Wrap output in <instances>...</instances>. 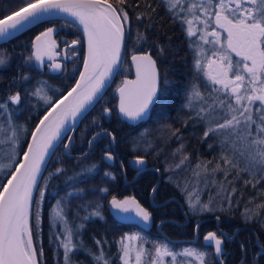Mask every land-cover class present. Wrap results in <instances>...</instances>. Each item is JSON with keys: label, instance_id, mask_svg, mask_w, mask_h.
Masks as SVG:
<instances>
[{"label": "snow or ice", "instance_id": "1", "mask_svg": "<svg viewBox=\"0 0 264 264\" xmlns=\"http://www.w3.org/2000/svg\"><path fill=\"white\" fill-rule=\"evenodd\" d=\"M119 2L124 3L125 0ZM164 3L175 19L187 25L186 35L189 38L196 37V40L190 39V47L195 53L193 67L197 74L202 73L207 79L210 91L205 95L200 91V85L193 82L187 91L184 107L192 109L198 105L196 116L208 125L204 136L212 133L221 137L220 161L223 162V167L217 162L216 168L211 171L208 164L212 161L197 162L195 167L191 168L192 176L196 178L195 183L186 178L183 187L178 181L175 182V186L185 193L191 211L211 212L214 211L212 198L204 202L200 197L198 185L201 181L207 187L209 177L217 171H225L227 167L245 171L253 177L259 175L264 178V0H164ZM58 13H66L73 18V22H78L82 27L87 42V55L83 60L84 70L80 72L75 86L66 94L61 93L58 98H54L55 92L53 95L48 94L50 89L46 82H39L23 95L20 91H8L0 98V115L8 117L7 131L11 132V136L6 135L3 125H0V132H5L6 140H10L13 145L12 151L5 154L7 162L0 163V173L7 178L6 183H0V264H37L36 250L33 247V229L29 226V218L32 206L35 205L36 210L31 212V215L35 220L34 227L38 231L39 200H34L33 190L38 188V177L41 176L42 167L53 157L63 164V160L57 156L59 147L64 149L62 155L65 158H72L75 138L74 135L67 133H74L76 122L82 121L89 108L103 98L106 83L121 66V54L125 46V23L129 17L124 9L113 7L108 0H24L18 10L0 18V40L8 41L28 25L38 22L45 16ZM201 14L202 27L193 30V22L201 21ZM209 28L211 31H208ZM55 31L53 27H48L35 36L31 54L23 59L20 81L30 80L25 72L33 70L31 68L33 60L43 65L45 55L49 60L52 59L51 50L56 47V42L51 37ZM141 39L145 37L138 34V41ZM79 43V39L71 41L72 46ZM204 45H209L210 48H205ZM159 50L161 54L164 51L162 47ZM233 53L239 59L233 60ZM131 60L135 65L136 79L124 80L118 86L117 92L120 116L134 124L150 118L152 109L157 105L161 110L158 114H165L163 109L172 101L169 99L168 90L161 87L157 61L153 56L150 53H134ZM8 64L9 58L6 54H0V68H6ZM50 67L53 71L61 70L59 64ZM164 83L166 84V81ZM215 85H221L222 88H216ZM213 93L217 95L213 96ZM32 97L42 101L46 107L43 116L30 132L31 142L27 144V149L22 151V158L17 159V156L21 155L17 150L19 148L17 129H22L23 126L13 125L11 114ZM111 112V108L103 107L104 115L110 116ZM92 124L98 126L100 130L94 132L88 140L89 150L99 139L108 138L109 144L104 150L103 158L110 163L114 162L117 158L113 154L116 136L103 128L95 118ZM4 142V139H0V143ZM183 147L181 145L176 152H181ZM226 152H231V155L225 154ZM88 154L89 152H82L76 159H84ZM128 163L137 175L146 170L144 157H134ZM187 163L189 157L183 155L170 170H178ZM121 168H124L123 161ZM65 172L66 169L63 167H56L54 173H49V178ZM97 172L98 166L95 163L85 164L81 166L80 173L68 179L86 182ZM104 176L111 180L116 179L111 172H105ZM169 180L171 182L172 178L169 177ZM256 182L259 183V180ZM108 191V188L100 189L102 193ZM151 191L155 195L158 186H153ZM43 195V190H40V197L43 198ZM73 195L76 193H68V196ZM110 205L114 210L122 213L134 212L142 221H150L151 213L133 197L119 200L112 196ZM99 208L100 205H97L96 209L83 219L87 220L91 216L103 219ZM257 208L264 209V204L258 205ZM220 210L223 211V208ZM255 214L257 213L254 210L246 209L242 215L247 223ZM66 215V204L58 200L57 206L53 209L52 219L63 225L62 232L57 238L60 240L59 246L64 249V264H72L71 255L75 251L83 250L82 240L79 242L75 240L80 237L84 225L81 223L73 227L66 219ZM216 219L219 220V217ZM239 231L236 229L234 235ZM223 237L225 233L221 231L220 237L216 232H208L204 238L208 243L214 241L217 264H225L222 258L225 255L222 247ZM125 239H140L141 245L134 249L124 243ZM95 243L100 245L101 241L96 240ZM120 244L122 253L120 260L123 264H130L129 258L133 251L135 264H144V257L149 258L147 264H165V256L173 258L171 264H177L175 260L177 255H195L200 264H207L205 259L207 253L190 249L174 253L167 245H158L153 254L144 249L143 238L136 235L123 237ZM260 247L264 248V244ZM91 255L94 264H111L102 248L98 254ZM180 264L184 262L181 261Z\"/></svg>", "mask_w": 264, "mask_h": 264}, {"label": "trees", "instance_id": "2", "mask_svg": "<svg viewBox=\"0 0 264 264\" xmlns=\"http://www.w3.org/2000/svg\"><path fill=\"white\" fill-rule=\"evenodd\" d=\"M108 1L115 5L114 0ZM23 2L24 0H0V18L17 10ZM48 27L56 29L51 37L52 40H55L56 46L65 47L63 51L67 58L62 61L61 70L38 71L32 62L33 70L25 72L30 80L20 81L21 65L23 59L31 54L32 40ZM75 39H79L80 43L72 46L71 41ZM0 54H6L9 58L8 66L0 68V98H3L8 91H20L23 95L31 91L39 81L46 82L50 89L48 94L53 95L55 92L54 98H58L61 93L71 87L78 75L84 58V40L81 30L73 21L59 17L49 18L25 29L8 41L1 42ZM55 54L56 51H53V55ZM125 60L127 59H121L120 69L103 93V98L86 113L75 132L72 133L75 138L72 158H65L62 155L64 149L59 147L57 156L63 160V164L53 157L45 166L38 181V188H35L33 194L34 200H39L40 224L38 231L34 227L35 220L31 215V212L36 210L35 205L32 206L29 218V226L33 229V247L36 250L37 264H62L63 248L59 246L60 240L57 238L61 231L58 225H54L50 221L51 210L58 200L66 204V219L73 227L81 223L84 225L80 237L75 240V242L82 240L83 250L75 251L71 255L72 264H94L91 253L98 254L101 248L111 264H121L120 241L123 238L122 234L125 231L131 232L134 228L139 230L143 236L164 240L174 246L188 244L198 247L208 253L207 264L217 263L214 260L211 247L203 242V237L211 231L216 232L220 237V232L223 231L225 237L222 238L224 240L222 246L226 253L225 264H242V262L243 264H264V248L260 247L264 244V209L257 208L258 205L264 204V179H257L259 180L257 183V180L253 178L248 180L251 183H245L243 182L247 180L245 177L236 179L228 175L225 182L232 190L235 189L229 202L227 190H223L218 195H223L222 199L220 200V197L217 196L218 200L213 205L214 211L196 213L191 211L183 197V191L175 186V182L184 174H189L191 168H194L192 166L197 162L211 161V152L216 150V138L211 133L207 137L204 136L208 125L206 123L204 125L200 119L197 142L194 145L186 139L178 141L176 127H166L165 129L160 125L159 119L174 120L178 118L181 120L179 116L172 117L173 111L171 113V110H174L177 115L180 114V110L177 111L176 106L186 102L184 88L182 94L170 95L173 98L170 103L173 108L168 107L167 110H170V117L158 114L161 111L159 107L154 110L158 117V122L155 124L141 123L131 126L124 122L126 120L120 121L115 113L114 91L117 86L118 74L121 72ZM157 60L162 72L172 75L181 74L182 76L178 79L183 82L190 79L189 74L196 73L192 59ZM14 78L15 83L13 84ZM203 90L204 88L200 86V91L203 92ZM36 107L38 108L36 109ZM45 107L46 105L42 101L32 97L27 100L24 106L11 114L21 121L27 130L19 147L21 153L30 132L44 113ZM103 107L112 109L110 116L103 114ZM94 118L103 128L113 132L116 136V143L113 147L117 154V160L113 164L103 158L104 150L109 144L108 138H101L91 150L88 148V140L94 132L100 130L98 126L92 124ZM181 145L184 146L182 151L176 152ZM82 152H89V154L84 159H76L81 156ZM183 155L189 157V163L182 166L180 170H170ZM137 156L145 158L146 170L142 174L134 176V174H130L133 168L129 166L128 162ZM19 158L20 155L17 156V159ZM121 161L124 164L123 169ZM90 163H95L98 166V172L93 174V178H89L86 182L68 179V177L80 173L82 165ZM213 163L208 164V169L215 167L216 164ZM56 167H63L66 172L49 178V173H54ZM155 169H159V171H155ZM105 172L113 173L116 179L111 180L105 177ZM169 177L172 178L171 182ZM124 179L129 181L134 179V181L129 183ZM6 180L7 178L3 174L0 175V183H5ZM153 186H158L155 195L151 191ZM102 188H108L109 191L102 193L100 192ZM40 190L44 192L43 198L40 197ZM69 192H75L76 195L68 196ZM112 196H116L119 200L128 196L135 197L151 213V228L144 230L135 224L116 221L109 210ZM97 205H100L99 210L103 219L96 216H91L87 220L83 219L92 213ZM221 208L223 211L220 210ZM246 209L254 210L257 213L247 223L242 215ZM216 217H219V220ZM197 224H199L198 229ZM236 229L240 231L234 235ZM193 238L196 240L193 241ZM96 240L101 241L100 245L95 243Z\"/></svg>", "mask_w": 264, "mask_h": 264}, {"label": "flooded vegetation", "instance_id": "3", "mask_svg": "<svg viewBox=\"0 0 264 264\" xmlns=\"http://www.w3.org/2000/svg\"><path fill=\"white\" fill-rule=\"evenodd\" d=\"M115 8L117 9H124L128 14V21L125 23V46L122 50L121 59H127L123 63V67L121 72L118 74L119 77L117 78V86L114 91V95L116 98L115 104V113L120 119V121L124 120L120 114L117 112V102L118 96L116 95V91L118 86L122 84L124 80L132 79L133 78V65L130 62L131 56L136 54H143V53H150L153 56V59L157 61V67L159 70V74L161 77V87H165L169 92V99L172 100V94L183 93L184 91L187 94L189 90V86L195 82L198 83L201 88H204L203 93L206 94L210 91L208 87L209 82L203 76V74H189V78L186 82L179 80L178 77H181V74L172 75L168 72H162L161 66L158 65L157 59H192L194 62V50L190 47V39L196 40V37L189 38L186 35L185 29L187 28L186 24H182L180 20L175 19L173 15L167 10L164 0H125L124 3H120L119 0H114ZM183 15V13H182ZM139 17V18H138ZM191 19V17H189ZM202 20L203 15L201 14V21H194L193 22V30L202 27ZM214 26V25H213ZM219 31V29H217ZM211 31V28L208 29ZM138 34H143L145 39H141L138 41ZM211 39V37H209ZM127 42V43H126ZM202 43V42H201ZM127 45V46H126ZM127 47V48H126ZM163 48L164 51L161 54L160 48ZM205 48H210L209 45H204ZM65 47L60 48L59 46L54 47L52 50L56 51V54L53 55L52 59L45 62L43 64V72H54L50 65H55V62H59L62 68V61L66 60L67 56L63 50ZM219 48V45H217ZM75 53V52H74ZM211 55V53H208ZM233 60L239 59L236 57L235 54H232ZM55 57V58H54ZM62 58V59H59ZM120 69V68H119ZM60 71V70H58ZM164 71V69H163ZM117 73V72H116ZM170 74V75H169ZM168 75V76H167ZM166 81V84L164 83ZM216 88H222L221 85H215ZM217 95V93H213V96ZM178 101L177 99L175 100ZM186 103V102H185ZM184 104H178L177 111L180 110V114L174 113L173 111L172 117L179 116L181 120L174 119V120H161L160 125L163 127H176V138L178 141H182L183 139L189 140V142L194 145L197 142V134H198V126H199V118L196 116V111L198 109V105L192 109L184 107ZM258 103V102H257ZM160 106L157 105L156 108L152 109L150 118L140 121L137 123L127 122L131 126L139 125L141 123H146V125L155 124L158 122L157 113H154L157 108ZM173 105L169 104L166 108L163 109V116L170 117L169 108ZM162 115V114H161ZM205 125V123H204ZM114 156L117 154L114 151ZM117 160V158H116ZM115 162V161H114ZM114 162H109L113 164ZM131 167V166H130ZM132 168V167H131ZM130 174H134L136 176V171L132 169ZM124 176L125 173H124ZM126 182H133L132 180H126Z\"/></svg>", "mask_w": 264, "mask_h": 264}, {"label": "rangeland", "instance_id": "4", "mask_svg": "<svg viewBox=\"0 0 264 264\" xmlns=\"http://www.w3.org/2000/svg\"><path fill=\"white\" fill-rule=\"evenodd\" d=\"M55 64H59L60 65L59 62H55ZM39 82H42V81H39ZM37 108L38 107H36V109ZM7 119H8V117L6 115H0V125L4 126V128L6 130V135L7 136H11V132L7 131V129H8V125L6 123ZM11 121H12L13 125L23 126L22 129L21 128L17 129V134L19 136V147H20L21 141H22V139L24 137V134H25V131L23 130V129H25V127H24V125L22 124L21 121L16 119V117L11 116ZM212 135H213V137L216 138V140H215L216 141V147H215L216 150L211 152V161H212V163L214 161V163L216 165H217V162H219L221 164V166L223 167V162L220 161V156H221V153H222V147H221V143H220L221 137L218 136V135H214V134H212ZM0 139H4L5 140L4 143H0V163H6L7 162V156L5 154H8V153H10L12 151L13 145L11 144L10 140H6L5 132H0ZM17 150L19 151V148ZM225 154L231 155V152H226ZM216 165H215L214 168H216ZM192 167H195V165L192 166ZM214 168H211V169H214ZM242 168H243V160L240 161V169H242ZM211 169H209V171H211ZM178 170H180V169H178ZM225 171H227V176L231 175L233 178H236V179H238V178L241 179V177H245L247 180H245L243 182H246L249 179L252 180L253 178L256 179V180L257 179H260V180L264 179V178H261L259 175L256 176V177L250 176L247 172L241 171V170L236 169V168L227 167V168H225ZM225 171H217L214 175L210 176L209 180H208V183H207V187H205V184H204L203 181H201L199 183L198 187L200 189V197H201L202 201L207 202L209 200V198L211 197L212 200H213V205H214L216 203V200H218V197H220V200L222 199L223 195H221V196H218V195H220L223 190L224 191L227 190L228 202L231 200L234 191L232 190V188L228 187L227 182H225V178L227 177V176H225ZM0 175H2V173H0ZM186 178L190 179L193 183H195L196 178L192 176V172L190 171L189 174L186 173L179 180L177 179V181L180 183L181 187L184 186V184L186 182ZM213 181H215V182L213 183ZM182 193H183V197H184V199L186 201V204L188 205L187 197H186L184 192H182ZM56 206H57V203H55L53 205V208L51 210V216H50L51 219H50V221L54 225H58L60 231L62 232L63 225L58 220L54 221L52 219L53 209ZM122 235H123V237L136 235V236H138L140 238H143V247H144V249L149 250L153 254H154V251H155V247L158 246V245H167V247L171 251H173L174 253H182L185 249L194 250L196 252H205V253H207L206 251H203L200 248L192 246V245L184 244V245L174 246V245H171L169 242L164 241V240H159V239L155 240V239H152L150 237L143 236L141 234V232L139 230H137L136 228H134L131 232L130 231H125L124 234H122ZM192 240L195 241L196 239L193 238ZM124 243L130 245L134 249H137L141 245V240L140 239H136V240L125 239ZM207 245H209V244H207ZM209 246L212 249V246L211 245H209ZM63 252H64V249H63ZM212 253H213V250H212ZM121 254L122 253L120 252V255ZM129 259H130V264H135V251H133L131 253ZM148 259H149L148 257H144V264H147ZM172 259L173 258L170 257V256H165L164 257L165 264H171ZM205 259H206L207 262L209 261L208 253H207ZM175 260H176L177 264H180L181 261H183L184 264H200V261L196 258L195 255H193V256L177 255L175 257ZM120 262H121V264H123V262L121 260H120ZM62 264H64V256H63V254H62Z\"/></svg>", "mask_w": 264, "mask_h": 264}, {"label": "water", "instance_id": "5", "mask_svg": "<svg viewBox=\"0 0 264 264\" xmlns=\"http://www.w3.org/2000/svg\"><path fill=\"white\" fill-rule=\"evenodd\" d=\"M108 2L111 3L110 1H108ZM111 4H112V3H111ZM112 5H113V4H112ZM113 7H115V6L113 5ZM18 9H19V8H18ZM18 9H17V10H18ZM15 11H16V10H15ZM11 13H12V12H11ZM11 13H9V14H7V15H11ZM5 16H6V15H5ZM5 16H3V17H1V18H4ZM56 17H59V18H66V19H69V20L73 21V18L70 17V16H68L66 13H58V14H56V15L45 16L43 19L39 20V21L36 22V23H39L40 21H43V20H45V19L56 18ZM36 23H34V24H36ZM74 23L79 27V29H80L81 32H82V36H83V40H84V57H85V56L87 55V42H86V38L84 37L83 31H82V27L78 24V22H74ZM34 24H30V25H28L27 27H25L24 29H22L20 32H22V31H24L25 29H27V28L33 26ZM20 32H17L15 35H17V34L20 33ZM42 32H43V31H42ZM37 35H38V34H37ZM34 40H35V37H34V39L32 40V44H33ZM1 42H4V40H0V43H1ZM51 53H52V57H53V51H52V50H51ZM121 55H122V54H121ZM83 60H84V58H83ZM47 61H49V57H48L47 55H45V56H44V63L47 62ZM32 62H33L34 67H35L38 71H43V69H44L43 65H39L38 62H36L35 60H33ZM130 62H131V64H132L133 67H134V69H133V75H134V76H133L132 79H128V80H135V79H136V69H135V65L133 64V62H132L131 59H130ZM44 63H43V64H44ZM83 70H84V69H83V62H82L81 67H80L79 72H78V75H77V77H76L74 83L71 85L70 88H68V89L64 92L65 94H66L67 91H69L73 86H75L76 81L79 79L80 72L83 71ZM115 74H116V73H114V75L112 76V78L106 83V86H105V88L103 89V93L105 92V90L108 88V86H109L110 83L112 82V80H113ZM103 93H102V95H103ZM116 95L118 96L117 112L119 113V111H118L119 93H118L117 91H116ZM94 105H95V104H94ZM92 107H93V106H91V107L89 108V110H90ZM89 110H88V111H89ZM88 111H87V112H88ZM43 114H44V113H43ZM43 114L40 116V118L43 116ZM40 118H39V119H40ZM39 119H38V121L36 122V124L39 122ZM79 122H80V121H77V122H76L75 129H76V127L78 126ZM36 124H35V125H36ZM34 128H35V126L33 127L32 130H34ZM67 135H72V132L67 133ZM29 142H31V135H29V137H28V139H27V142H26L25 147H24L23 150H26V149H27V144H28ZM21 158H22V153H21L19 159H21ZM46 165H47V164H45V165L42 167L41 175H42L43 170H44V168H45ZM40 177H41V176H40ZM40 177H38V181H39ZM6 182H7V180H6ZM6 182H5V183H6ZM34 191H35V189L33 190V194H34ZM128 197H133V196H128ZM133 198H135V197H133ZM124 199H125V198H124ZM135 200H136V198H135ZM136 201H137V200H136ZM140 205H141L142 207H144L141 203H140ZM144 208H145V207H144ZM145 209H146V208H145ZM109 210H110V213H111V215L113 216V218L116 219V221H118V222H120V223H125V224H135V225H138L140 228H142V229H144V230H149V229L151 228V226H152V218H150V221H149V222H144V221L141 220L140 217H137V216L135 215L134 212H132V213H122V212H120L119 210H114V209H112V207H111V205H110V202H109ZM126 217H127V218H126ZM211 232H213V231H211ZM206 235H207V234H206ZM206 235H205V236H206ZM205 236L203 237V242H204L205 244H209V245L212 246L213 257H214L215 261L217 262V259H216V257H215L214 241H212V242H210V243L206 242L205 239H204ZM222 247H223V246H222ZM223 248H224V247H223ZM224 250H225V248H224ZM222 258H223V260L225 261L226 253H225V255H224Z\"/></svg>", "mask_w": 264, "mask_h": 264}]
</instances>
